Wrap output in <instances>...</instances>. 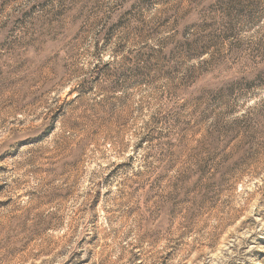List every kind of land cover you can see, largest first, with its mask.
I'll use <instances>...</instances> for the list:
<instances>
[{
  "label": "rangeland",
  "instance_id": "374dc122",
  "mask_svg": "<svg viewBox=\"0 0 264 264\" xmlns=\"http://www.w3.org/2000/svg\"><path fill=\"white\" fill-rule=\"evenodd\" d=\"M0 264H264V0H0Z\"/></svg>",
  "mask_w": 264,
  "mask_h": 264
}]
</instances>
